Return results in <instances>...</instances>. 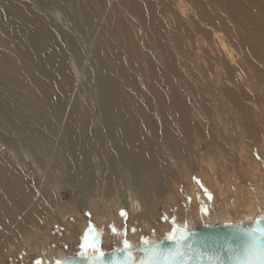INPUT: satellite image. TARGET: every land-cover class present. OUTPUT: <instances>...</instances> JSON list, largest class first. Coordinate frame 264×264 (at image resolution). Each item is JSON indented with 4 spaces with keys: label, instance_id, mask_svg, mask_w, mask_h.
I'll return each instance as SVG.
<instances>
[{
    "label": "rangeland",
    "instance_id": "obj_1",
    "mask_svg": "<svg viewBox=\"0 0 264 264\" xmlns=\"http://www.w3.org/2000/svg\"><path fill=\"white\" fill-rule=\"evenodd\" d=\"M177 1L0 0V180L22 182L15 198H9L5 212L0 211V264H49L58 260L59 254L64 257L82 251L84 237L100 250L123 246L125 238L131 244L142 242V237L148 239L143 224L161 232L165 227L173 229V218L180 228H189L186 221L180 223L177 219H188L193 213L189 208L192 195L187 190L190 182L197 195H202L200 202L195 201L199 212L213 214L216 209L222 213L225 205L215 200L210 186L194 173L182 176L173 171L168 181L163 179V194L153 197L149 206V223H143L139 215L132 218L130 207L115 199V130L109 126L108 117L113 108L103 103L101 95L107 86L115 89L119 101H127L126 114L134 117L141 110L148 115L150 112L154 131L161 134L155 100H159L160 114L166 118V87L176 89L175 82L183 79L192 92L197 90L194 79L182 69L179 54L193 52L199 67L204 60L205 65L206 61L210 64L209 58L199 60L202 56L196 46L197 42L201 45L198 40L208 37L204 34L205 30L210 33L206 26L223 32L216 26L223 23L232 34L234 30L245 35L244 21L252 27L259 25L264 34V0H205L203 5L201 0L198 4L183 0L186 5L181 16L174 14ZM200 8L212 23H208L205 13H199ZM170 28L177 30L175 41L167 35ZM153 42L159 44L164 55L171 52L168 66L172 75L165 74L163 59L152 49ZM124 83L131 84L133 90L130 92ZM196 94L198 99L203 96L202 92ZM173 95L175 102L182 101L183 95ZM138 99H143L145 105L139 106ZM214 107L208 114L213 119V111L218 109ZM187 109L190 116L191 110ZM194 118L188 125L185 143L197 161L203 158L206 163L210 145L224 143L220 138L228 133L212 131L211 126ZM199 126L203 131L199 132ZM221 149L227 154L228 147ZM45 201L55 211H64L62 218L53 217L52 207ZM79 201L84 204L81 209ZM21 236L27 239L21 241Z\"/></svg>",
    "mask_w": 264,
    "mask_h": 264
},
{
    "label": "bare ground",
    "instance_id": "obj_2",
    "mask_svg": "<svg viewBox=\"0 0 264 264\" xmlns=\"http://www.w3.org/2000/svg\"><path fill=\"white\" fill-rule=\"evenodd\" d=\"M192 1L198 4V0ZM202 2H205V0H201V3ZM176 5L178 10L175 11L174 14L176 16H181V13L185 10L186 4L183 0H178ZM227 5L231 10L233 9L231 3ZM198 10L199 13H205L209 18L205 10L203 11L202 8ZM134 18L135 21L138 23L140 22L138 16H135ZM208 23H212V18H209ZM216 26L221 28L223 32H217L212 26H206V29H209L210 33L208 30H203H205L204 34L208 37H201L204 41L198 40L201 42V45L198 44V42L196 43L197 49L200 51L199 54L202 56H200L201 59L199 60L203 61L204 58H209L210 64L206 61L205 65L204 60L203 64H201L203 66L199 67L193 52L192 55L188 51H186L185 55L183 53L179 54L181 58V60H179L182 61V63H180L184 66L182 69H184L185 72L187 71L186 74L189 73L191 80L194 79L196 82V84L194 82L196 86L195 89H197L195 90L196 92H192V90L189 89L190 87H187V82L183 81V79H179L175 82L176 89L174 87L173 89L166 87V92L169 94V97L167 99L165 98L166 107L168 109V112L166 111L167 114L163 108L164 113L167 115L166 118H163V115L160 114L159 110L162 108H160L161 105H159V100H155V114L162 127L161 134H157L155 132L156 130L154 131L155 122L152 121L153 118L150 112L148 115V113L145 114L146 111L140 113L141 110L139 113L136 111L138 115L136 114L134 117L130 116L129 114H126L127 110L125 111V104L127 101L125 104V101H119L115 96V89L107 86L105 91L101 93L104 97L103 103L109 105L110 109L113 108V110H111L112 113L110 112L111 114L108 117L109 126L115 130V149H113L115 151V162H113L115 164V189H117L115 192V199L118 197L120 199L119 202L122 203L123 206L130 207L132 218H135L138 215L141 216V218H143V223L144 221L149 223L146 216L152 212L149 207L150 203L154 200L153 197H157L160 193L163 194L165 189V184L163 183L165 181H163V179L165 178V180H167L173 171L182 176H189V174L192 175V173L196 174V176L201 178L202 183L208 185V187L210 186L215 200L221 201L222 204L225 205L224 208L220 210L222 213H217V210L214 209L216 213L214 212L213 214L215 215L206 213L207 211L199 212L198 209L195 208L197 205L195 201L200 202L199 199L202 195H200V193L197 195L194 189L195 186L192 182H190L191 184L188 182L190 187L187 190L188 192L190 191L192 195L190 196L191 204L189 208L193 209V213L190 215V218L188 215V219L185 217L177 219L180 223L186 221L190 226L187 229H195L203 224L213 225L215 223L228 221L232 223L241 221L244 222V224H248L254 216L262 214L264 205V34L259 31V25L252 27L246 25L244 21L243 26L245 28L244 30H246L245 35L238 32L241 34L239 35L235 33L234 30L232 34L223 23H217ZM174 34H177L176 28H170L167 35L171 41H173V39L175 41ZM151 45L152 49L163 59L164 63L162 68L165 69V74L172 75L168 66L170 65L171 52L170 54L164 55L165 53L163 54V51L158 47L159 44L157 45L156 42H153ZM191 64L198 67L195 68ZM210 69L213 71H209ZM168 78H170V76H168ZM124 85L130 92L133 90L131 84L124 83ZM148 87L149 86H147V88ZM118 91L120 92V90ZM175 91H178L181 96L183 95L182 101L177 99L180 102H175V100H173V94H179L177 92L174 93ZM166 92H162V94ZM197 92L199 94L200 92L203 93L201 99L197 98ZM205 93L210 97H205ZM100 97L102 99V96ZM134 97L139 98L138 95H134ZM191 98L192 101L190 100ZM125 99H127L126 96ZM136 101H139V106L145 105L143 99H138ZM147 103L148 102L146 101V104ZM213 104L218 107L216 111H213L214 119L211 117L212 115H208L209 113H212V107H214ZM137 107L138 103L136 108ZM187 108H190L191 110L190 116L186 114L188 113L186 112V110H188ZM134 112H132L133 115L135 114ZM192 116L195 117L194 119H198L201 124H207L208 127L211 126L210 128L212 129L210 130L212 131H218V129H220L228 133H222L227 134L225 137L222 136L223 138H220V141L224 143L217 142L216 140L219 144H215V146L212 144L210 145L212 148L211 150L209 149L210 154H208L209 157L206 163L202 157L201 158L204 162L199 159L197 161L194 151H191L192 149H190V146L185 143L186 134L187 132L189 133L188 125H190V122H193ZM217 124H219V128L216 127ZM192 126L194 128L195 124ZM231 127L234 130L229 132ZM201 128L199 132L203 131ZM210 146H208V148ZM222 146L225 147V149L228 147L227 154L222 152ZM102 155H104V153ZM106 161L105 157L103 163ZM2 169L3 167L0 166V171ZM34 171L38 173L36 167L34 168ZM110 177L111 175H109V178ZM21 186L22 182L19 180L9 178L0 180L1 212H5L9 198H13ZM117 192L118 196H116ZM244 195L247 199L244 198L241 201L240 197ZM45 202L48 207H52L47 201ZM78 205L80 209L84 206L80 201L78 202ZM257 206L258 209H255ZM194 209L196 210L195 212ZM51 210L53 217L58 220L62 218L60 214L64 211L62 213L59 210L55 211L53 207ZM73 210L75 213L78 212L77 209ZM188 210L189 209H187V211ZM223 214L224 217L220 218ZM143 225L146 226L143 232L145 235H148L149 242L162 238L172 230L169 227H165L161 232H156V229L154 230L148 227L147 224ZM24 239L27 238L21 236V241ZM140 242L137 241L133 244L130 243V245L132 247L137 246L142 243ZM12 246L14 245H11L10 249L13 248ZM60 255L61 254H59L58 259L62 258Z\"/></svg>",
    "mask_w": 264,
    "mask_h": 264
},
{
    "label": "water",
    "instance_id": "obj_3",
    "mask_svg": "<svg viewBox=\"0 0 264 264\" xmlns=\"http://www.w3.org/2000/svg\"><path fill=\"white\" fill-rule=\"evenodd\" d=\"M254 220L256 221L255 224L253 223ZM237 225H239V227H237ZM248 227L257 230L264 229V215L257 214L248 224H244V222L241 221L235 223L228 221L215 223L213 225L203 224L198 228L188 229L191 235L184 241L185 249H187L188 244L197 247L208 246L220 248L226 241H230L234 247L241 249L240 256L236 257L227 251H222L219 254V258L214 261V264H262L259 258L249 260L243 253L246 241L244 229ZM178 237L179 233L177 232L176 238L169 240L166 238L165 234L162 238L150 242V244L154 245L159 241L161 249L172 250L177 246ZM257 243L260 247H264V238L258 237ZM118 249H123V246L102 250L103 256L96 261H90L89 259V255H93L94 253L90 252L89 255H82V251H78L67 254L49 264H57V261L62 262V264H146L149 260V255L143 249L142 243L131 248L133 253L131 258H128L126 251H117ZM159 264H170V262L161 258ZM176 264H210V262L207 255L186 252L184 257L177 258Z\"/></svg>",
    "mask_w": 264,
    "mask_h": 264
},
{
    "label": "snow or ice",
    "instance_id": "obj_4",
    "mask_svg": "<svg viewBox=\"0 0 264 264\" xmlns=\"http://www.w3.org/2000/svg\"><path fill=\"white\" fill-rule=\"evenodd\" d=\"M126 215V213H122ZM255 224L256 221L254 220ZM239 227V225H237ZM113 232H116L117 229L115 226H112ZM179 233L177 246L172 250H164L160 248V242L158 241L156 244H150L146 237H142V245L143 249L148 253L149 260L146 264H159V260L161 258L166 259L170 262V264H176L178 257H184L187 253L195 252L197 254L207 255L210 264H214V261L219 258V254L222 251H227L231 253L233 256L239 257L241 254V249L238 247H234L230 241H226L224 245L220 248H212L208 246L197 247L192 244L187 245V249H185L184 241L191 235L187 226L185 225L183 228H180L179 225L175 224V219L173 218V229L171 233L166 234V238L171 240L176 238V233ZM244 235L246 237L245 247L243 249V253L249 260H255L259 258L264 264V247H260L257 243L258 237L264 238V229L257 230L252 227H248L244 229ZM85 243L81 245L82 255H89L90 252L94 253L93 255H89L90 261H96L101 259L103 256L102 250H100L97 245L88 240V237H84ZM132 246L129 241L125 238L123 241V249H118L117 251H126L128 258L132 257ZM57 264H62V262L57 261Z\"/></svg>",
    "mask_w": 264,
    "mask_h": 264
}]
</instances>
